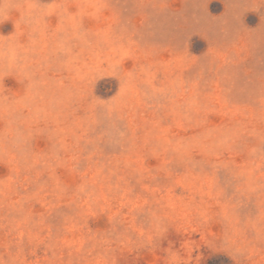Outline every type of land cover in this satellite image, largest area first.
I'll return each instance as SVG.
<instances>
[{
	"label": "rangeland",
	"instance_id": "rangeland-1",
	"mask_svg": "<svg viewBox=\"0 0 264 264\" xmlns=\"http://www.w3.org/2000/svg\"><path fill=\"white\" fill-rule=\"evenodd\" d=\"M0 264H264V0H0Z\"/></svg>",
	"mask_w": 264,
	"mask_h": 264
}]
</instances>
